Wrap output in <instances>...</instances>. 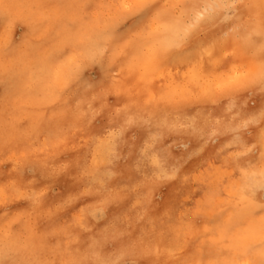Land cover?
Wrapping results in <instances>:
<instances>
[{"label": "clouds", "instance_id": "obj_1", "mask_svg": "<svg viewBox=\"0 0 264 264\" xmlns=\"http://www.w3.org/2000/svg\"><path fill=\"white\" fill-rule=\"evenodd\" d=\"M0 264H264V0H0Z\"/></svg>", "mask_w": 264, "mask_h": 264}]
</instances>
